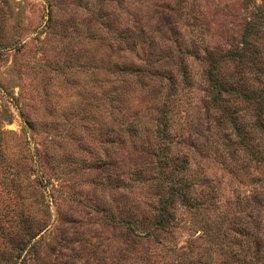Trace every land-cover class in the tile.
Here are the masks:
<instances>
[{"label":"rangeland","instance_id":"obj_1","mask_svg":"<svg viewBox=\"0 0 264 264\" xmlns=\"http://www.w3.org/2000/svg\"><path fill=\"white\" fill-rule=\"evenodd\" d=\"M262 86L264 0H0V219L29 215L25 264H264V138L231 123Z\"/></svg>","mask_w":264,"mask_h":264},{"label":"trees","instance_id":"obj_2","mask_svg":"<svg viewBox=\"0 0 264 264\" xmlns=\"http://www.w3.org/2000/svg\"><path fill=\"white\" fill-rule=\"evenodd\" d=\"M228 56L234 57L237 56V52H231ZM241 56H245L244 54ZM260 78V77H259ZM260 81V80H259ZM215 91L214 94V102H218L221 99V94L225 91H229L230 88L228 87V83L225 81L216 80L214 82ZM243 101H250L255 103V110H256V121L248 130L245 125H242L238 122V118H232L231 123L234 124V129L237 132V136L240 140V144L245 147L247 151H252V149H257L261 143L251 146L252 142L256 139H259L260 142L263 141L264 138V86L259 88L258 90L254 91L253 93L245 94L243 97ZM259 135V136H258ZM258 156L261 154L260 150L258 152H252L251 154ZM2 193V192H0ZM14 192H11V196L14 200L16 197ZM179 193V191H178ZM2 195V194H1ZM2 209H5L6 206H1ZM13 215L10 216V219L7 222L3 223L0 219V259L6 261L11 264H25L26 262V252L29 253L30 243L28 241L20 240L18 244H14L15 241V234L17 233V237L20 232L17 230H21L26 227L25 223L29 218V215L26 214L23 209L17 210L15 207L12 208ZM6 217V215H4ZM9 222V224H8ZM12 247V248H11ZM28 250V251H27Z\"/></svg>","mask_w":264,"mask_h":264}]
</instances>
